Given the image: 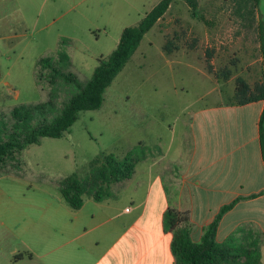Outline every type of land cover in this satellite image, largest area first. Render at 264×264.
I'll return each mask as SVG.
<instances>
[{"label": "rangeland", "instance_id": "374dc122", "mask_svg": "<svg viewBox=\"0 0 264 264\" xmlns=\"http://www.w3.org/2000/svg\"><path fill=\"white\" fill-rule=\"evenodd\" d=\"M158 1L0 0V111L47 99L49 87L35 82V64L58 49L68 53L69 68L79 79L87 80L98 58L116 47L121 30L137 24ZM252 4L173 0L105 89L102 105L80 111L62 136L44 137L1 166L0 173H7L0 175V188L32 201L31 209L40 213L42 207L48 212L65 204L61 180L73 173L87 176L90 161L101 153L122 158L134 148L142 154L160 146L166 154L158 166L178 161L175 166L181 167L190 147L187 129L193 112L232 101L238 76L251 89L262 82L257 25L264 22V0ZM168 42L169 53L163 49ZM74 91L67 85L57 103ZM150 162L137 163L135 176L146 175ZM83 198L86 205L77 213L66 204L65 210H55L56 222L65 218L72 223V237L84 232L83 226L89 228L82 222L88 221L91 197ZM93 231L80 236L91 238Z\"/></svg>", "mask_w": 264, "mask_h": 264}, {"label": "crops", "instance_id": "0c3cea01", "mask_svg": "<svg viewBox=\"0 0 264 264\" xmlns=\"http://www.w3.org/2000/svg\"><path fill=\"white\" fill-rule=\"evenodd\" d=\"M263 109L264 100H256L215 102L195 110L183 165L158 166L165 151L159 145L148 149L137 163L150 159L149 172L135 176L136 163L129 178L112 185L110 197L88 199V221L81 222L89 228L83 226L84 232L73 237L69 219L55 221V210H65V202L39 213L31 209L32 201L0 188V264H175L172 234L163 221L166 209L187 211L191 239L198 241L219 209L236 199L222 215L215 239L257 232L264 264ZM87 230L93 231L91 238L80 236Z\"/></svg>", "mask_w": 264, "mask_h": 264}, {"label": "trees", "instance_id": "16d2710c", "mask_svg": "<svg viewBox=\"0 0 264 264\" xmlns=\"http://www.w3.org/2000/svg\"><path fill=\"white\" fill-rule=\"evenodd\" d=\"M173 0H159L137 24L121 30L116 47L106 57L100 56L91 76L82 81L70 68V57L63 49L55 55L42 56L36 60L34 77L37 85L46 83L49 87L45 101L19 103L7 111H0V167L8 161L17 160L26 146L39 144L44 137L57 138L68 130L83 110H94L102 105L104 91L114 77L137 49L145 33L168 10ZM189 2L191 0H185ZM248 3L249 0H243ZM253 1L256 7L260 0ZM194 10L195 3L190 4ZM250 12V11H249ZM252 12V11H251ZM250 12V13H251ZM258 44L261 53L262 82L253 89L242 78L235 79V91L231 103L245 104L250 101L264 100V22L257 25ZM165 52H171V44H164ZM227 72L225 76L227 77ZM75 91L61 103H57L60 92L66 86ZM264 109L260 117V142L264 161ZM147 151L136 154L135 148L122 158L112 153H101L90 161V172L81 178L73 173L61 180L59 193L63 201L72 209H79L84 195L95 201H101L112 194V185L129 178L135 164L145 157ZM16 167L15 165H13ZM7 173V172H1ZM237 200V199H236ZM236 200L223 205L214 219L203 228L198 241L190 236L191 222L187 211L168 207L163 221L171 232L170 248L175 264H261L260 236L250 230L242 239L235 234L224 242L215 239L218 223L222 215L230 209ZM241 228L236 230L240 231Z\"/></svg>", "mask_w": 264, "mask_h": 264}]
</instances>
